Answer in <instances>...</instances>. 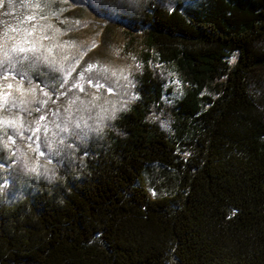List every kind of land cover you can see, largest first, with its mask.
Segmentation results:
<instances>
[{"label": "trees", "instance_id": "1", "mask_svg": "<svg viewBox=\"0 0 264 264\" xmlns=\"http://www.w3.org/2000/svg\"><path fill=\"white\" fill-rule=\"evenodd\" d=\"M82 1L0 0V42L56 40L69 54L90 27ZM126 2L136 99L63 179H32L6 200L0 176V264H264V0ZM42 54L0 75V100L23 101L29 83L61 94ZM155 66L180 85L171 107ZM164 108L167 130L152 119Z\"/></svg>", "mask_w": 264, "mask_h": 264}, {"label": "rangeland", "instance_id": "2", "mask_svg": "<svg viewBox=\"0 0 264 264\" xmlns=\"http://www.w3.org/2000/svg\"><path fill=\"white\" fill-rule=\"evenodd\" d=\"M82 2L91 12V19L85 22V27L88 24L90 27L73 34L70 43L73 52L69 54L56 40L53 43L40 40L34 51L15 53L6 59V46L19 40L6 38L0 42V75L13 76L14 60L24 59L29 52H39L49 63L48 79H64L61 97L43 82L29 83L27 91L22 92L23 101L0 100V125L7 137L5 147H0L5 154L0 176L5 183L2 193L6 200L17 194L19 184L32 179L53 183L74 172L89 146L100 140L117 115L136 99L139 60L136 51L125 48L128 40L121 22L129 5L126 0H120L114 7L103 0ZM106 23L112 24L113 29L107 42L100 44L98 33L104 31ZM28 44L21 46L29 48ZM154 69L170 91L164 103L171 107L180 93V85L166 68L155 66ZM6 86L8 90L9 85ZM56 96L61 100L55 101ZM152 119L162 130H167L165 108L156 109ZM149 186L150 195L156 197L158 194ZM161 189L162 194L169 190Z\"/></svg>", "mask_w": 264, "mask_h": 264}, {"label": "snow or ice", "instance_id": "3", "mask_svg": "<svg viewBox=\"0 0 264 264\" xmlns=\"http://www.w3.org/2000/svg\"><path fill=\"white\" fill-rule=\"evenodd\" d=\"M28 20H32L34 19V17H28ZM12 31H16V29H12ZM5 36H7V33L5 32L4 34ZM9 40H11V37H8ZM23 44H27L29 43L28 40L24 37H20L19 42L17 41H13L10 45L6 46V50L4 51V56L5 58H9L12 54L15 53H23L26 51H34L35 50V45L33 44L31 47L29 48H25L23 46H21ZM41 119H43V117H41Z\"/></svg>", "mask_w": 264, "mask_h": 264}]
</instances>
